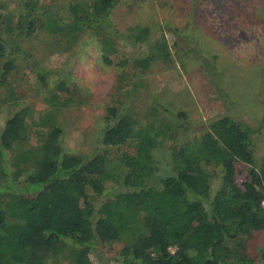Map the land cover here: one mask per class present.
Returning a JSON list of instances; mask_svg holds the SVG:
<instances>
[{
	"label": "trees",
	"instance_id": "1",
	"mask_svg": "<svg viewBox=\"0 0 264 264\" xmlns=\"http://www.w3.org/2000/svg\"><path fill=\"white\" fill-rule=\"evenodd\" d=\"M117 2L91 0L66 10L26 0L14 20L6 16L0 25V87L15 58H34L23 43L39 31L62 50L83 34L95 37L101 61L117 70L118 93L106 107L99 141L119 148L138 137L132 151L118 153L121 170L111 169L103 152H67L53 115L29 120L22 108L9 116L0 130V264H53L59 257L93 264L91 253L114 241L122 242L119 264H264V247L254 257L247 245L264 229V159L256 164L252 129L219 117L199 139L169 148L168 167L160 171L155 133L163 121L139 118L130 102L151 61L193 55L180 46L189 34L173 27L171 51L164 34L150 40L148 26L120 30L112 18ZM124 47L141 53L119 57ZM49 74L37 73L42 88ZM54 86L56 96L69 90L65 80ZM33 134L39 143L20 147ZM236 162L248 166L242 185Z\"/></svg>",
	"mask_w": 264,
	"mask_h": 264
},
{
	"label": "rangeland",
	"instance_id": "2",
	"mask_svg": "<svg viewBox=\"0 0 264 264\" xmlns=\"http://www.w3.org/2000/svg\"><path fill=\"white\" fill-rule=\"evenodd\" d=\"M25 1L0 0V25L6 16L14 20L24 10ZM40 1L67 6L66 10L79 2H91ZM112 18L123 31L130 26H148L151 41L164 34L171 51L173 27L189 34L180 46L193 55L173 56L167 63L149 59L142 86L136 87L138 95L130 102L139 118L155 124L163 121L155 133L161 143L157 150L160 171L168 167L169 148L199 139L209 131V124L222 116L243 121L252 129L256 164L264 159V0H118ZM47 34L39 31L23 43L34 58H15L10 78L0 87V130L6 119L22 108L29 120L51 114L63 129L61 139L67 152H103L108 167L121 170L118 153L132 151L138 137L119 148H104L99 141L106 107L118 97L114 91L116 68L101 61L92 35L83 34L62 50L52 47ZM123 49L119 57L141 53ZM44 70L51 72L47 89L37 82V73ZM58 80L69 86L60 97L53 92ZM39 138L33 134L20 147L36 145ZM247 168L242 162L235 163L239 185L246 179ZM247 245L250 255L257 257L264 247V229L254 231ZM121 246L120 241L100 245L99 252L91 253L93 264H119ZM53 264L66 263L59 257Z\"/></svg>",
	"mask_w": 264,
	"mask_h": 264
},
{
	"label": "built area",
	"instance_id": "3",
	"mask_svg": "<svg viewBox=\"0 0 264 264\" xmlns=\"http://www.w3.org/2000/svg\"><path fill=\"white\" fill-rule=\"evenodd\" d=\"M263 187H264V180H263ZM261 205L264 207V197L261 200Z\"/></svg>",
	"mask_w": 264,
	"mask_h": 264
}]
</instances>
